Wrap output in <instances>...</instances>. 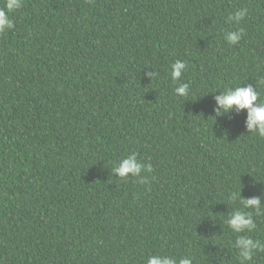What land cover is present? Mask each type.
<instances>
[{
	"label": "trees",
	"instance_id": "16d2710c",
	"mask_svg": "<svg viewBox=\"0 0 264 264\" xmlns=\"http://www.w3.org/2000/svg\"><path fill=\"white\" fill-rule=\"evenodd\" d=\"M9 17L0 264H239L226 224L238 209L256 223L243 235L264 243V215L230 198L264 207V139L246 129V109L215 111L229 88L251 85L264 101V0H23ZM176 60L187 67L173 82ZM132 153L152 165L146 184L111 170ZM247 264H264V251Z\"/></svg>",
	"mask_w": 264,
	"mask_h": 264
},
{
	"label": "clouds",
	"instance_id": "9594fccd",
	"mask_svg": "<svg viewBox=\"0 0 264 264\" xmlns=\"http://www.w3.org/2000/svg\"><path fill=\"white\" fill-rule=\"evenodd\" d=\"M23 6V0H5L3 8H0V33L11 30L15 27L14 22L9 17L12 13ZM247 8H242L234 13L229 14L226 22L239 24L247 15ZM244 29L238 28L235 31L225 33V40L229 45H236L242 39ZM187 65L184 61L176 60L171 64V79L173 82L178 81L185 71ZM151 79L157 76L156 72L149 73ZM260 83L264 84V77H261ZM174 94L178 97H186L189 94V85L187 83L180 84L173 89ZM216 114L221 112L227 114L234 107L237 112L242 109L247 110L245 126L249 133L255 134L264 139V101L260 100V94L257 89L251 85L244 87L229 88L221 92L215 97ZM112 172L119 179L128 180L129 177L139 178L141 184L148 183L145 176H141L142 172H151L152 165L141 163L135 153H132L121 159L112 169ZM232 200H239L242 209H253L256 215H264V207H262L259 197H249L244 199L240 192L233 193L230 197ZM226 224L232 233L236 234L234 246L238 250L239 264H247L251 261L256 252L264 251V243L253 239L249 235L243 233H251L256 228V223L252 213L243 210H236L229 215ZM146 264H177V260L167 255H150ZM178 264H193V258H181Z\"/></svg>",
	"mask_w": 264,
	"mask_h": 264
}]
</instances>
